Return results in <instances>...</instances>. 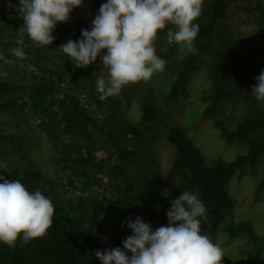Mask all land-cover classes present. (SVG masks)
I'll return each instance as SVG.
<instances>
[{"label": "trees", "instance_id": "trees-1", "mask_svg": "<svg viewBox=\"0 0 264 264\" xmlns=\"http://www.w3.org/2000/svg\"><path fill=\"white\" fill-rule=\"evenodd\" d=\"M236 1L203 0L201 14L194 21L199 25L193 41L196 51L186 52L179 60L167 96L175 100L184 94L189 76L198 63H203L210 81V89L202 97L203 116L212 122L223 139L230 143L238 141L246 147V152L229 162L207 161L181 128L166 124L161 140L173 154L167 177L175 183L169 192L163 191L162 187L150 192L139 189L135 180L129 177L131 169L140 165L138 157L141 154L134 144L139 139H147L146 134L160 122L161 110L154 97L149 96L143 101L137 123L121 121L114 117L111 98L100 101L95 91L92 68L100 60L99 55L90 65L77 68L60 49L52 54L67 40L80 38L81 29L90 28L79 21L74 24L58 22L52 33L55 39L50 45L38 47L30 43L27 56L41 72L37 77L39 81L22 85V96L28 98H22L20 103L13 97L19 87L0 82V93L10 95L7 100L0 101V109L18 117L15 125L24 122L28 126L31 116L39 120L42 137L46 138L54 154L59 185L66 192L64 186L79 193L70 194L63 205L50 200L54 214L46 235L27 244L18 238L14 247L0 243V264H101L94 255L97 250L102 252L101 241H106L109 250L114 247L123 250L121 242L131 235L128 218L139 216L146 223L154 220L167 225L166 211L170 209V201L185 190L196 192L205 205L207 218L200 225L202 234L215 237L222 231L230 239L243 237L250 246L244 264L261 263L264 237L258 236L250 225L230 219L234 204L225 187L231 176L237 173L242 177L245 169H253L264 155V103L249 94L260 74L257 52L264 50V0H239L242 5ZM17 2L0 0V11L14 13L6 4ZM93 2L98 10L106 0ZM239 13L246 14L258 30L255 49L246 54L237 51L240 33L235 32L229 22ZM167 27L173 26H166L165 31ZM26 39H30L28 35ZM176 48L175 44L166 43L165 55ZM79 94H85L91 100L92 109H84L79 104ZM234 101L249 105L236 124L229 127L227 120L218 117L217 113L222 105ZM98 113L103 114L100 120ZM0 141L12 148L8 157L7 149L0 153V174L9 181L18 179L27 190H38L48 198V184L54 183L50 179L41 180L40 172L26 163L23 155L19 157L21 165H15L19 163L15 157V149L19 146L16 136L0 132ZM100 154L103 155L101 158ZM102 176L108 179L105 190L110 191L109 198L104 196L105 193L97 198L94 190V186L100 185ZM258 186L264 187V172ZM220 264L232 263L222 257Z\"/></svg>", "mask_w": 264, "mask_h": 264}, {"label": "clouds", "instance_id": "clouds-1", "mask_svg": "<svg viewBox=\"0 0 264 264\" xmlns=\"http://www.w3.org/2000/svg\"><path fill=\"white\" fill-rule=\"evenodd\" d=\"M82 0H18L6 4L23 20L22 29L36 46H48L58 22H67ZM203 0H106L98 9L90 29H81L80 38L61 44L59 49L77 68L99 59L107 77L98 76L95 91L104 101L120 93L122 87L148 81L164 71L165 61L156 54L154 41L167 27V44L194 53ZM101 50H106L101 54ZM20 59L21 48L10 49ZM251 95L264 102V69L255 78ZM54 207L40 191H29L18 180L0 174V243L14 247L46 235L52 225ZM167 225L153 230L141 217L128 218L127 236L120 247L94 255L101 264H220L223 250L207 234L201 233L206 208L198 194L185 190L170 201ZM86 227V226H85ZM130 252L131 255H127Z\"/></svg>", "mask_w": 264, "mask_h": 264}, {"label": "rangeland", "instance_id": "rangeland-1", "mask_svg": "<svg viewBox=\"0 0 264 264\" xmlns=\"http://www.w3.org/2000/svg\"><path fill=\"white\" fill-rule=\"evenodd\" d=\"M93 1L82 0L81 5L75 7L69 14L68 21L71 24L79 21L86 27L91 28V22L98 12ZM236 2L241 4L239 0ZM229 22L235 27V32L240 33L239 37H237L239 38L237 51L246 54L248 51L255 49L258 39V30L255 23L250 22L247 15L243 13L235 14V17H231ZM22 26L23 20L16 15L15 11L14 13L0 11V37L2 38L0 43V82L14 84L19 87L13 96L17 103H20L22 98H28L26 95L22 96V85L36 80L41 75L39 69L33 65L32 60L27 56L30 52V43H33L30 39H26L27 35ZM166 43V31L160 30L154 45L156 54L165 61L163 72L153 74L148 81L142 80L124 86L119 94L110 96L114 117L121 121L137 123L141 116L142 103L149 96L154 97V101L161 110L159 113L160 122L154 125L152 130L146 134L148 138L139 139L134 144V147L139 148L141 154L138 157L140 165H135L129 175L132 180H135L139 189L149 192L158 187H162L163 191L169 192L175 185L172 179L170 180L167 177L173 154L171 149L161 140L162 134L166 130V124L176 125L181 128L185 136L192 141L207 161L221 159L229 162L246 152V147L238 141L230 143L223 139L212 122L203 116L204 103L202 97L210 89L208 73L203 63H198L189 76L187 89L184 94L175 100H171L167 96L178 68V62L185 56L186 52L176 48L173 52L165 55ZM12 48H21L26 54L25 57L23 59L15 57L10 51ZM58 49L59 46L52 54L57 53ZM104 51L106 50H101V54ZM257 56L256 62L259 64L260 70L264 69V50L257 52ZM92 70L94 82L98 76L107 77V70L102 69L100 60L97 61ZM36 81L39 80L37 79ZM9 96L8 94L0 93V101L7 100ZM248 105L244 101H234L233 104L226 103L221 106L217 115L227 120V125L232 127L244 115ZM25 109L27 110V107ZM14 115L13 112L0 109V132L4 134L11 133L19 141V146L15 149V157L18 160L15 159L19 163H15V165H21L19 157L23 155L26 163L40 172L41 180L47 181V179H50L54 183L48 184V199L54 202L58 201V205H63L70 193L64 191L62 185H59L57 181L54 154L46 138L42 137V131L38 127L39 120L31 116L28 118V126H25L26 123L24 122L15 125L14 122L18 117ZM102 116L103 114H100L99 120ZM22 132L25 134H22ZM4 149H7L6 154L8 157L12 148L4 141H0V153ZM102 156L100 154L99 158ZM15 159L13 160L15 161ZM263 172L264 155L260 161H257L253 169L247 167L242 177H238L237 173H235L228 179L225 186L234 204L230 219L250 225L260 237H264V187L258 186V180L262 177ZM45 186L46 183H44L43 187L45 188ZM104 193L106 198L110 197L109 190L106 189ZM96 195L98 196L97 198H100V195ZM147 223L151 224L153 230L165 225L159 224L154 220H148ZM209 238L220 245L224 255L222 257L228 258L232 264H244L247 260L250 246L245 238L230 239L222 231H219L215 237L209 236ZM100 247L102 252L109 250L105 240L101 241ZM260 264H264V256Z\"/></svg>", "mask_w": 264, "mask_h": 264}, {"label": "built area", "instance_id": "built-area-1", "mask_svg": "<svg viewBox=\"0 0 264 264\" xmlns=\"http://www.w3.org/2000/svg\"><path fill=\"white\" fill-rule=\"evenodd\" d=\"M78 102L84 109H92L93 108L91 100L88 99V97L85 96V94H79L78 95ZM99 118H100V114L98 113L97 119H99ZM107 183H108L107 177L102 176V178L100 180V185L94 186V190L96 191V194H98V195L103 194L105 192V188H106ZM64 188L66 190H68L70 194L76 195L79 193L78 190H70L69 187H67V186H64Z\"/></svg>", "mask_w": 264, "mask_h": 264}]
</instances>
